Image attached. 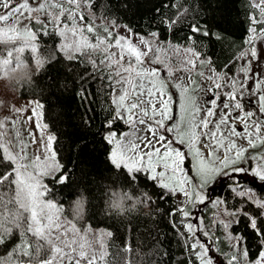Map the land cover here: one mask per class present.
<instances>
[{"label":"trees","instance_id":"16d2710c","mask_svg":"<svg viewBox=\"0 0 264 264\" xmlns=\"http://www.w3.org/2000/svg\"><path fill=\"white\" fill-rule=\"evenodd\" d=\"M250 3L251 0H94V5L87 7L90 14L85 18L87 22L98 18L112 25L122 24L142 35L155 32L156 40L164 44L190 46L200 57H207V64L213 70L233 78L240 66V53L248 46L245 41L250 35V18L257 16L258 10L251 8ZM65 23L68 22L62 17L59 24L52 21L42 23V27L31 16L26 24L38 33L37 51L26 47L19 56V67L14 62L12 70L1 76L14 95L38 100L46 128L55 137L52 147L62 171L44 178L48 188L45 195L57 199L63 215L80 228L108 229L111 235L105 242V261L101 264H195L194 255L189 251L186 219L175 211L180 208L176 196L162 189L159 180L153 181L149 171L140 167L133 175L111 163L112 144L104 139L106 132L113 130L119 135L127 125L119 121L109 129L106 123L115 107L109 102L112 94L108 92V73L93 68L83 52L69 59L58 48L61 36L57 25ZM197 23L211 35L194 34L190 25ZM101 26L105 27L100 24L97 28L102 33ZM0 27L7 25L0 24ZM88 35L95 36L96 32ZM13 45L19 48L23 44L0 42V58H7ZM96 56L101 58L99 53ZM5 102L1 97L0 109ZM4 156L0 148V178L11 174L10 179H0V194L7 203L15 198L16 186L11 182L13 163ZM59 175H67V182L59 183ZM225 175L215 176L206 186L207 191L217 195L226 210L233 213L243 209L260 218V225L264 227L262 209L250 203L248 197L231 190L233 184H258L256 179L239 173ZM116 201L124 209L122 215L114 209ZM212 211L211 206L206 207L207 225L212 222L209 220ZM229 222L230 228H225L221 221L214 224L220 236L219 250L228 256L232 251L229 244L223 243V233L242 235L241 246L249 253L247 259L258 258L264 246L250 228L248 219L232 215ZM27 227L22 221L10 236H5L0 257L7 258L16 249L12 255L14 264H43L50 259L51 246L42 243L37 248L41 242L26 231ZM22 244L28 247L30 255H23Z\"/></svg>","mask_w":264,"mask_h":264},{"label":"snow or ice","instance_id":"6c2138e0","mask_svg":"<svg viewBox=\"0 0 264 264\" xmlns=\"http://www.w3.org/2000/svg\"><path fill=\"white\" fill-rule=\"evenodd\" d=\"M83 4L84 0H39L34 7H30L29 0H22L20 3H14V0H0V7L8 10L0 13V22L7 25V27H0V42L15 41L24 45L19 48L13 45L12 51L8 52V57L0 58V71H2V74L7 75L12 70L11 65L14 62L19 67V56L25 51L26 47L30 48L32 52L37 51V31L29 27L21 31L16 27V24L20 23V20L17 18L18 14L23 15L22 10H27L29 13L28 18L31 19L32 12L45 13L49 9L56 10L48 13L51 15L53 23L59 24L62 17L68 22L59 31V35L65 39V43L60 45V51L66 53L69 59H73L74 54L83 52L85 57L90 59L93 68L108 73L106 76V79L109 81L108 92L115 94L109 101L115 107L110 113V118H106L108 128L111 129L117 122L123 121V123L130 125L134 130L137 124L146 125L147 132L151 133V136H137L134 140H129L126 136L117 139V133L109 131V134L104 139L108 143L115 145L110 155L113 165L117 168L123 167L133 175H135L140 167H144L146 171L152 173L151 179L153 181L159 180V186L162 189H167L170 196H177L183 193L185 197L184 204H196L197 202L204 204V195L201 194L200 190H197V186L193 183L195 177L189 178L188 172L185 171L184 166L188 153L182 151L181 147L173 146L175 143L181 146L184 145L186 137L189 146L195 145L199 142L201 135H203L209 139H216V147L224 148L225 165L226 167L233 168L225 176L230 177L238 172L247 173L248 169L238 166L241 165L242 161L247 160L245 157L247 149L238 146L232 140V137L247 140L248 146L253 149L257 147V140H259L261 145H264V137L261 136V130L264 129V120L254 119L256 113L252 111L245 112L242 103V97L246 93H249L247 83L252 79L251 68L242 67L240 69L244 74L243 81L235 77L227 81L231 91L226 93L228 102L224 103L223 108L230 111L221 112L220 119L215 124V130L210 132L204 131L198 134L196 130L199 128L208 129L209 124L212 123L209 117L215 114L213 108L217 104L219 96H216L213 92L212 107L206 108V116L197 122L195 117L199 114L200 109L195 105L194 99L187 95L191 90L184 88L180 84H176L175 87L181 89L182 93L180 104L182 114L186 113L189 104L192 107L191 123L189 130L185 132L181 128V124L184 122L183 115L180 123L174 122L173 97L168 93L164 81L154 79L158 76L157 70L143 67L145 58L151 60L153 63L160 62L159 55L155 57V60L149 55V52H158V50L151 48L150 41L146 40L143 36L139 38L140 43L148 46V51L139 50L127 37L118 36L103 26L101 27L104 28V31L101 33L100 29L90 19L86 26L78 27L74 23L77 17L80 20L86 19L84 15L79 14ZM93 5L94 0H87L85 6L91 7ZM250 7L258 11L257 16L250 18V27L248 29L250 35L245 41L249 49L248 51H242L240 58L244 59L250 55L258 61L259 53L255 46V41L261 40V42H264V0H255V2L250 3ZM10 19L15 21V23L9 25L8 21ZM35 23L41 24L43 27L40 20H36ZM190 27L194 34L211 35L209 31L201 29L198 23L190 25ZM93 32H96L95 36L85 35V33L92 34ZM151 35L155 37L156 33L153 32ZM92 40L95 43H92ZM113 40L115 41L114 45L112 43ZM113 46L120 49L119 59L115 58L116 53L108 51ZM185 51L187 55L183 60H178L177 62L185 66H194L198 53L191 48ZM97 53L100 54V59H97ZM125 55L129 58L127 67L122 63ZM166 67L169 68V75H172V68L168 65ZM113 68L116 71H113ZM200 75L203 74L201 73ZM226 75V73L224 75H215L209 77V79L219 81L225 79ZM192 83L195 85V81ZM157 84H159V87H157ZM222 86L221 83L214 84L215 89H219ZM208 91H213V89L210 88ZM261 91H264V78L257 79L254 88L249 93L250 95H258L259 112L264 115V94H259ZM36 107L39 108L41 105L37 103ZM231 110H240L244 113L242 116L236 117L243 124L242 132L237 131L235 123L231 122ZM33 114L36 115L35 109H33ZM166 121L172 123L166 124ZM222 125L225 126V131L217 138ZM37 127H39V124ZM3 129V122H0V148L4 150V159L15 163L21 157L13 155L9 152L8 147L4 146L6 132ZM167 134H174L173 139H168ZM54 139L55 137L51 135L47 138L48 143L46 147L49 150H51ZM189 150L196 157L200 156V152L195 147H189ZM233 152L235 153L234 155H232ZM40 159L41 157H37L36 161L38 162ZM43 159L45 165L40 168L37 174L28 171V168L32 167V165H17L13 170L16 177L15 180L11 181L16 186L14 199H10L6 203L2 194H0V245L6 243L5 236H10L17 228V225L25 221L28 225L26 231L31 232L41 242L37 244V248H40L42 243H47L51 246L52 252L56 254L52 259L43 261V264H57V257H59V264H65V262L73 264V261H75V264H79V261L75 260V257L77 255L81 258L86 257L87 254L83 250L84 244H80V250L78 251L77 248L73 247L76 243L74 240L69 241L64 239L62 241L63 246L55 243L59 239V236H53V232L59 231L61 225L50 211L56 205L50 200L45 202L44 198L48 192V188L41 183L40 177L47 175L49 168L57 172H61L62 168L55 162V153H52L50 157H43ZM145 159L147 163L142 164L141 162ZM252 159L258 161L257 167L251 169L252 175L264 182V156H253ZM48 161H51V163L49 164ZM213 164V161H209L206 164L204 159L197 160L195 165L196 175L202 177L199 185L200 189L207 186V176H205L202 169L209 168ZM156 165H161L164 170L157 171ZM211 171L218 172L219 169L213 167ZM10 176L11 174L8 177L0 179H10ZM58 180L59 183L64 184L67 182L68 176L59 175ZM189 185H192V187L189 188ZM231 190L241 197L250 195L249 192H245L243 189L237 190V187ZM249 202L259 209H264V197H257ZM217 203H220V201H217ZM13 205H18V207L14 209ZM113 206H120L119 201L114 202ZM175 211L177 214H182L185 218L190 215V209L187 207H180L175 209ZM232 215L237 217L243 216L248 219L250 228L257 234L261 246H264V227L260 225V218L253 216L251 213L244 212L243 209L234 211ZM261 218H264V211L261 212ZM224 227L230 228L231 222L225 223ZM187 229L195 235L196 229L192 224H188ZM64 234L66 235V233ZM108 235H111V233H108ZM230 239L234 241L233 247H239L244 244V237L242 235L230 236ZM20 247L23 255H30L28 247H25L23 244ZM65 249H68V251H65ZM15 251L16 249H13V252H10L7 258L0 257V264H14L12 255ZM189 251L197 257L199 264H215L214 258L211 257V248L206 247L205 243L193 239V242L189 244ZM248 256L249 253L245 247L240 252L226 257L227 264H240V260ZM102 261H105V254L93 252L92 259L88 261V264H101ZM248 264H264V251L259 252L257 260L254 262L249 260Z\"/></svg>","mask_w":264,"mask_h":264},{"label":"rangeland","instance_id":"374dc122","mask_svg":"<svg viewBox=\"0 0 264 264\" xmlns=\"http://www.w3.org/2000/svg\"><path fill=\"white\" fill-rule=\"evenodd\" d=\"M252 3L255 2V0H251ZM22 0H14V3H20ZM39 0H29L30 7H34ZM86 3L81 6L80 13L84 16H89V9L87 6H85ZM8 10L3 9L0 7V13L6 12ZM56 11V10H54ZM50 12H53V9L47 10L45 13H38V12H32L31 16L34 21L40 20L43 24H50L52 22V18H48ZM23 15L18 14V19L20 20L19 24H16L20 28L21 31H23L27 26L26 21L29 19V13L27 10H22ZM20 16V17H19ZM51 17V16H50ZM96 26L103 24L105 27L108 28L110 31L115 33L118 36L121 37H127L128 40H131V43L135 45L139 50L141 51H148V46L140 43V37L143 36L146 40L150 41V46L153 49H157L158 52H149V55L155 60V57L157 55L160 56V62L159 63H153L151 60H148L145 58L143 67L149 68V69H156L158 72V76L154 78L155 80H162L164 81V85L168 90V93L172 95L173 97V113L175 116L176 123L181 122V117L183 115L184 122L181 124V128L187 132L189 130V125L191 123L192 119V107L191 104H189L188 109L186 110V113L181 112L180 104H181V98L182 93L181 89L175 87L176 84L182 85L184 88L190 89L187 93V95L191 96L194 101L195 105L199 107L200 112L195 117V119L198 121L202 120L206 116V108L212 107L211 100L214 98L213 92L216 96H219V100L217 101V104L213 108L214 115L212 117H209V119L212 121V123L209 124L208 129L199 128L197 129V133H201L204 131H213L215 130V124L220 119L221 112H228L229 109H224L223 105L224 103L228 102V97L226 93L231 91V88L228 86V82L232 79L230 75H226L225 79L215 81L214 79H209V77H213L215 75H224L221 72H217L216 70H213L208 64H207V57H200L198 55V58H195V64L194 66H185L181 63H178V60H183V58L187 55L186 49L191 48L190 46L186 45H176V44H169V43H162L158 40H156L155 37H153L150 34L142 35L136 32L130 31L127 27H125L122 24L118 25H112L109 22H104L99 20L98 18H94V20H91ZM15 23L12 19L8 21V24ZM76 25L78 27L86 26L87 20H80L79 17H77ZM1 25H6L3 22H0ZM64 24L57 25L58 30L63 27ZM103 28V30H104ZM85 35H88L85 33ZM111 39V38H109ZM65 43L64 37L61 36V40L59 42L58 48L60 49V45ZM113 45L115 44V41H112ZM23 46V45H22ZM255 46L257 47L258 53H259V59L258 61L253 59L250 55L247 56L244 59L240 58V66L238 71L236 72L235 78L238 80L243 81L244 80V74L240 71L242 67H250L251 68V76L252 79L249 80L247 83V88L249 90V93H251L252 89L255 86V82L259 78H264V42H261V40L255 41ZM192 49V48H191ZM249 46L245 48L244 51H248ZM110 53H116V59H119L120 49L113 46L108 50ZM128 56L125 55L123 60V65L125 67L128 66ZM134 63V61H133ZM170 66L172 68V75H169V68L166 66ZM113 71H116L115 68H113ZM203 75H200V74ZM2 71H0V98L4 97L6 99V102L4 103V106L0 109V122H3V130L6 132V140L4 141V146L8 147L9 152H11L13 155H17L21 157V159H18L15 163H13V170L17 167V165H32V167L28 168L29 172H33L34 174L39 173L40 168L45 165V161L43 157H50L52 153H54L53 147L51 145V150H49L46 145L48 143V136L52 133L45 127V123L42 119L40 107L37 108L36 105L38 102L35 98H23L18 97L14 95L10 90H8L5 86L4 81L2 80ZM193 81H195V85H193ZM215 83H221L223 86L219 89L214 88ZM157 87H159V84H157ZM213 89V91H208V89ZM249 93H246L242 97V103L244 111H252L256 113V116L254 119L257 120H264V115H262L259 112V104H258V95H250ZM259 94H264V91H261ZM115 94H112L111 97L113 98ZM33 109L36 111V115L33 114ZM244 113L240 110H231V116L230 120L231 122L235 123L237 131H243V124L240 123L239 120L236 119L238 116H242ZM31 118V119H30ZM135 119V117H134ZM172 122L166 121V124H170ZM39 124V127L37 125ZM127 125V124H126ZM128 127L126 130L122 131L119 135H117V139H120L121 137H127L129 140H134L137 136H151V133L147 132L146 125H136V129L134 130L130 125H127ZM113 131V130H110ZM225 126H221V131L217 134V138L220 137L221 133H224ZM109 134V131L106 132V136ZM174 134H167L168 139H173ZM261 136L264 137V129L261 130ZM232 140L236 142V144L240 147H244L247 149L245 152V157L247 158L246 161H242L241 165L245 169H248L247 173H239L242 174L245 177H249L250 179H256L258 184H252V183H245L243 182L240 186H235V184L232 185V187H237V190L243 189L245 192H249L250 195L247 196L250 200H254L257 197H264V188L262 181L256 176L252 175V168L257 167L258 161L252 159L253 156H264V145H261L259 140H257V147L255 149L250 148L248 146L247 140H241L239 137H232ZM126 142V141H125ZM227 143V142H225ZM217 140L216 139H209L207 136L201 135L199 142H197L195 145L189 146L188 140L186 137V141L184 145H178V143H175L174 147H181L182 151H185L188 153V156L185 160V171L188 172L189 178L195 177L194 184L197 186V190L201 191V194L204 195L205 200H207L204 204H201L197 202L196 204L187 203L184 204L185 197L183 196V193H180L176 196V198L179 200V206L180 207H189L190 208V215L189 217L185 218L182 216L185 220V227L187 229L188 224H192L193 227L196 229L195 235H193L192 232H189L187 229L188 237L190 239V243L193 242V239L199 240L202 243H205L206 247L211 248V257L214 258L215 264H227L226 257L231 256L232 254H235L237 252H240L243 248L240 245L239 247H233L234 241L230 239V236H234L231 234H227L226 232L222 234L223 243H227L230 245V248L232 249L231 253L226 255V252L224 250H219V247L221 245L220 243V236L218 232L216 231V228L214 224L217 223V221L223 222V224L228 223L232 217V212L229 210H226L224 208L223 203L219 200L217 195H215L213 192H208L207 187H203L202 189L199 188V185L201 183L202 177L196 175V163L199 159H204L205 163L207 164L209 161H213L214 164L209 166V168L202 169L205 176H207L206 183L207 185L212 181V179L221 174H226L227 172H231L233 170L232 167H226L225 165V157H224V148L216 147ZM11 145V147H9ZM115 147L114 144H112V150ZM189 147H192L200 152V156L196 157L194 153L190 152ZM110 151V155L111 152ZM4 153V150H3ZM235 153L233 152L232 155ZM5 155V153H4ZM131 155V153H129ZM41 157V159L37 162L36 158ZM55 162L58 163L57 158L55 156ZM50 164L51 161H48ZM142 164H146L147 160H143L141 162ZM59 164V163H58ZM219 169V171H211V168ZM145 169L144 167H141ZM157 171H163L161 165H156ZM56 171L49 168L48 174L41 176L40 180L41 183L44 185V178L46 176L53 175ZM149 173H151L149 171ZM152 174V173H151ZM14 180L16 179L14 174ZM167 182V181H166ZM192 185H189V188H191ZM45 202L52 201L53 204L56 205L54 209H51L50 211L54 215L57 222L61 225V228L59 231H54L53 236H59V239L55 241L57 245L63 246L62 241L64 239H67L69 241H76V243L73 245V247L77 248L79 251L80 244H84V251L86 252V257L81 258L78 255L75 257V260H78L79 262L83 264H88V261L92 259L93 252L99 254L103 253L105 250V242L108 238V229L102 228V227H79L75 225L71 220L67 219L62 211H61V203L57 201L55 198L47 197L45 195ZM210 201V202H209ZM217 201H220V203H217ZM200 205L201 207H197ZM207 206H211L213 208V211L211 212L209 220L212 221L209 225H207L205 222V210ZM188 208V209H189ZM200 210L199 212H195L193 209ZM264 211V209H262ZM209 216V215H208ZM208 220V219H207ZM216 220V222H215ZM219 223V226H221ZM224 228V227H222ZM66 233V235L64 234ZM207 233V235H205ZM65 251H68V249H65ZM264 251V249H263ZM220 253L222 255V263L219 262V259H221ZM56 254L53 253V255L50 257V259L53 258ZM220 256V257H219ZM259 258V257H258ZM258 258H255L253 260H250L254 262ZM194 259L196 261L195 264H199V260L194 255ZM248 259L244 258L240 260V264H248ZM57 264H59V257H57Z\"/></svg>","mask_w":264,"mask_h":264},{"label":"clouds","instance_id":"9594fccd","mask_svg":"<svg viewBox=\"0 0 264 264\" xmlns=\"http://www.w3.org/2000/svg\"><path fill=\"white\" fill-rule=\"evenodd\" d=\"M114 209H115L116 211H118L119 214H121V215L123 214L124 209L121 208L120 206L114 207Z\"/></svg>","mask_w":264,"mask_h":264},{"label":"crops","instance_id":"0c3cea01","mask_svg":"<svg viewBox=\"0 0 264 264\" xmlns=\"http://www.w3.org/2000/svg\"><path fill=\"white\" fill-rule=\"evenodd\" d=\"M128 127V126H127Z\"/></svg>","mask_w":264,"mask_h":264}]
</instances>
